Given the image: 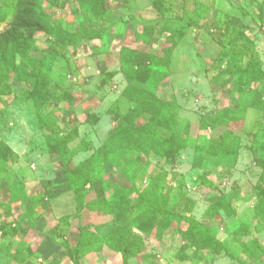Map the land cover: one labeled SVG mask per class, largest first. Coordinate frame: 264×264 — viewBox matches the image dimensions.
Listing matches in <instances>:
<instances>
[{
	"label": "rangeland",
	"instance_id": "rangeland-1",
	"mask_svg": "<svg viewBox=\"0 0 264 264\" xmlns=\"http://www.w3.org/2000/svg\"><path fill=\"white\" fill-rule=\"evenodd\" d=\"M26 1L0 0V11ZM39 1L68 32L109 33L19 43L23 83L11 76L0 95V264H76L70 251L93 235L102 251L80 264H264V0H164V16L154 0H106L88 13L78 0ZM38 74L47 92L24 98ZM64 93L71 99L57 100ZM152 114L162 138L187 140L173 161L138 148L129 130ZM67 137L69 166L53 146ZM220 138L239 153L211 156ZM107 141L119 145L101 162ZM88 160L77 194L68 174ZM221 197L232 212L214 204ZM129 204L144 207L140 217ZM147 219L148 232L137 227ZM187 219L213 238L192 237ZM123 238L138 243L131 255Z\"/></svg>",
	"mask_w": 264,
	"mask_h": 264
},
{
	"label": "trees",
	"instance_id": "trees-1",
	"mask_svg": "<svg viewBox=\"0 0 264 264\" xmlns=\"http://www.w3.org/2000/svg\"><path fill=\"white\" fill-rule=\"evenodd\" d=\"M78 1L81 4L82 10H84L86 13L101 11L106 4V0ZM26 2L24 4L18 5L13 10L11 16H7L4 12L0 11V95L2 92V85L7 84L11 80V76L17 83H23L22 79L18 78V76L22 73H19L17 71V63L18 55L20 53L19 43L23 42L22 40L25 39L26 33L29 34L28 36H30V39H32L34 35L37 34V32L45 33L63 46L82 44L90 40H101L109 33V29L102 30L99 33H88L85 31L83 33L68 32L65 29L61 28V26L58 23L54 22L51 18L43 15L42 12L38 11L39 5L42 4V1H39L35 4H32L35 2V0H28ZM154 5L158 12L164 16L166 13L164 0H154ZM23 30H25V32H23ZM152 59L154 60V57H152ZM155 68H157V66L153 67V71L155 70ZM155 72H159V69L155 70ZM47 84L48 81L46 77L44 75L38 74L36 80H34L32 84H30L31 87L22 91V96L24 98L34 99L38 101V99L47 92ZM62 99H71V97L64 93L63 97H57V100ZM133 110L138 111L140 117H142L145 113L142 108L134 107ZM155 125L156 115L152 114L148 121L142 126H139L131 120L129 130L139 140V143L137 145L138 148L144 150L145 152L153 153L155 158H157L158 156L160 158H166L168 161H173L177 154L187 147V140L186 138L179 137L181 135H178L175 131L172 133L171 138H162L155 131ZM119 134V130L111 131V138L118 137ZM58 141L59 142L53 145L54 150H56V154L59 156L58 158L62 161V163H64L66 166H69V162L66 159L62 148H66L67 143L73 141V139L67 137ZM229 141L230 140L228 138H220L219 141H217L218 146L210 149L208 153L211 156H222L224 158L229 156H236L239 153V147H235L232 150ZM0 145V150L6 148L5 143H0ZM117 145L113 144L111 141H107L102 149L98 151V157L96 156V158L100 159L101 162H104L105 159L99 158L103 153H105L104 150L110 148L109 152H116ZM155 146L156 149L154 148ZM152 149H154L155 151H153ZM91 162L92 160H88L79 165L74 170L69 171V180L77 194L80 193V189H82V187L85 188L87 184V182L84 181L79 182L78 176H83L84 174L89 172V166ZM129 174L130 172L125 173V175L128 176L129 180L131 181L132 177ZM133 187H135V185ZM131 192H134V190L130 188L125 189L123 191L122 198H124L125 196L129 197ZM214 204L217 206L226 204L227 206H224L223 208H226L227 210L232 212L231 206H229L230 203H228V200H226L224 197H221L219 200L215 201ZM132 205L134 204L125 205L128 212H137V216L140 217V214L142 213L144 207H135ZM112 206L117 207V202L112 201ZM153 207L154 206L152 205V203L149 202L148 208H150V212ZM122 209L123 207H119V210ZM81 210L82 208L80 209V211ZM103 211L105 212V209H103ZM106 211L109 210L107 209ZM150 220L151 219H147L146 222H144L146 226L137 224V227L140 230L144 231L148 229L146 231L148 232V225L151 226L150 222H152ZM187 221L188 225L190 226L188 233L192 234V237L196 236L199 230L200 232L204 230L213 238L212 233H210L207 229H204L202 226H197L193 219H187ZM93 236L94 237L89 238L88 241H82V243L79 244V247H77L74 251H70L69 257L73 259L76 264H80L81 260L84 259L88 254L102 251L103 239H101L100 236L97 235ZM119 244L121 247L119 248V250L128 253V255L134 253L136 251V246H138L137 241L130 238L121 239Z\"/></svg>",
	"mask_w": 264,
	"mask_h": 264
}]
</instances>
